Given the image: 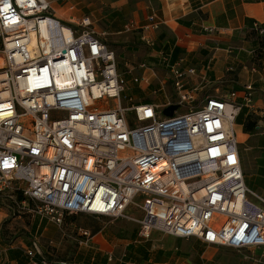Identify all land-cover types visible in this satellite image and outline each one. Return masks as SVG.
<instances>
[{
    "label": "built area",
    "instance_id": "obj_1",
    "mask_svg": "<svg viewBox=\"0 0 264 264\" xmlns=\"http://www.w3.org/2000/svg\"><path fill=\"white\" fill-rule=\"evenodd\" d=\"M146 20L143 33L163 24ZM252 30L264 53V23ZM116 64L87 17L64 23L48 0H0V205L56 226L76 215L124 220L140 240L156 230L260 251L245 258L264 264V199L244 184L234 131L252 87L241 103L236 93L198 97L196 70L163 59L175 96L135 105ZM80 233L87 245L90 232Z\"/></svg>",
    "mask_w": 264,
    "mask_h": 264
},
{
    "label": "crops",
    "instance_id": "obj_2",
    "mask_svg": "<svg viewBox=\"0 0 264 264\" xmlns=\"http://www.w3.org/2000/svg\"><path fill=\"white\" fill-rule=\"evenodd\" d=\"M48 1L61 22L90 20L114 52L117 69L127 83L125 94L135 105L161 104L175 96L163 59L196 70L190 83L198 87V97L236 93L241 103L244 88L250 85L251 104L242 106L234 131L242 172L249 169L258 178L250 190L264 192V53L252 30L253 23H264V0ZM150 15L163 24L156 32L143 33ZM143 36L153 46L146 45ZM140 64L145 68H138ZM132 76L145 77L148 84H132ZM159 88L162 92L154 94ZM87 217L82 224L67 218L56 226L27 212L11 215L2 205L0 264H30L28 252L36 260L59 264H252L232 259L223 252L227 248L206 247L195 239H178L156 230L150 239L140 240L134 223ZM81 230L91 234L87 245L77 243Z\"/></svg>",
    "mask_w": 264,
    "mask_h": 264
},
{
    "label": "rangeland",
    "instance_id": "obj_3",
    "mask_svg": "<svg viewBox=\"0 0 264 264\" xmlns=\"http://www.w3.org/2000/svg\"><path fill=\"white\" fill-rule=\"evenodd\" d=\"M121 63H122V60H121ZM121 67H122V64H121ZM158 96L159 95H156L154 97H158ZM240 148H245V146L244 145H242V146L240 145ZM243 171H245V170H243ZM244 179H245L246 187L249 188V189H250V187L252 188L253 184H254V187H255V185L258 182V178L254 177L253 172H251V170H249V169L248 170L246 169V171L244 173ZM254 187H253V189H254ZM256 192H255L256 194H259L262 198H264V192H261V191H256ZM0 208H2V205H0ZM132 210H133L132 207H130L128 209L129 212H132ZM67 218H71V219L68 220L69 222H76V223H81V224H82L83 221L88 219V217L86 215L66 216L63 219V223H64V221ZM223 252H227L231 256L232 259H236L237 261H243V262H246V263L248 261L250 263V261L246 260V258H245V257H250V254H247V253H235L234 251H230V250H227V249H223Z\"/></svg>",
    "mask_w": 264,
    "mask_h": 264
},
{
    "label": "water",
    "instance_id": "obj_4",
    "mask_svg": "<svg viewBox=\"0 0 264 264\" xmlns=\"http://www.w3.org/2000/svg\"><path fill=\"white\" fill-rule=\"evenodd\" d=\"M174 109H176V105H171L168 106L167 108H165L163 111V114L165 116H171L172 112L174 111Z\"/></svg>",
    "mask_w": 264,
    "mask_h": 264
},
{
    "label": "trees",
    "instance_id": "obj_5",
    "mask_svg": "<svg viewBox=\"0 0 264 264\" xmlns=\"http://www.w3.org/2000/svg\"><path fill=\"white\" fill-rule=\"evenodd\" d=\"M254 32V31H253ZM255 33V32H254ZM256 35V34H255ZM257 36V35H256ZM259 45H260V41H259ZM260 48H261V45H260Z\"/></svg>",
    "mask_w": 264,
    "mask_h": 264
},
{
    "label": "snow or ice",
    "instance_id": "obj_6",
    "mask_svg": "<svg viewBox=\"0 0 264 264\" xmlns=\"http://www.w3.org/2000/svg\"><path fill=\"white\" fill-rule=\"evenodd\" d=\"M5 10H7V9H5Z\"/></svg>",
    "mask_w": 264,
    "mask_h": 264
}]
</instances>
